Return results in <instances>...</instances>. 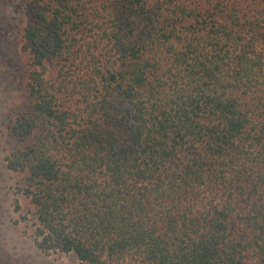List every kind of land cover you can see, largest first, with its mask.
Instances as JSON below:
<instances>
[{
    "label": "trees",
    "instance_id": "obj_1",
    "mask_svg": "<svg viewBox=\"0 0 264 264\" xmlns=\"http://www.w3.org/2000/svg\"><path fill=\"white\" fill-rule=\"evenodd\" d=\"M21 38L42 252L264 264V0H35Z\"/></svg>",
    "mask_w": 264,
    "mask_h": 264
},
{
    "label": "rangeland",
    "instance_id": "obj_2",
    "mask_svg": "<svg viewBox=\"0 0 264 264\" xmlns=\"http://www.w3.org/2000/svg\"><path fill=\"white\" fill-rule=\"evenodd\" d=\"M34 4L35 0H0V264H81L74 254H47L38 248L32 207L19 192L23 174L7 167L20 144L13 126L27 106V57L21 34L32 20ZM17 202L20 211L15 209Z\"/></svg>",
    "mask_w": 264,
    "mask_h": 264
}]
</instances>
